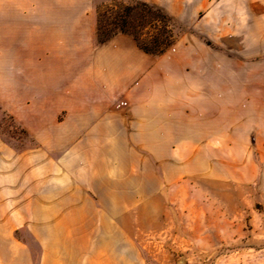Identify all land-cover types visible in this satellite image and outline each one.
I'll use <instances>...</instances> for the list:
<instances>
[{"label": "rangeland", "instance_id": "rangeland-1", "mask_svg": "<svg viewBox=\"0 0 264 264\" xmlns=\"http://www.w3.org/2000/svg\"><path fill=\"white\" fill-rule=\"evenodd\" d=\"M86 15L55 12L37 61L44 139L0 104L22 160V183H0V264H77L75 246L80 264H264V0H91ZM72 192L101 214L75 244L46 219Z\"/></svg>", "mask_w": 264, "mask_h": 264}, {"label": "crops", "instance_id": "crops-1", "mask_svg": "<svg viewBox=\"0 0 264 264\" xmlns=\"http://www.w3.org/2000/svg\"><path fill=\"white\" fill-rule=\"evenodd\" d=\"M90 2L91 0H0V104L9 110L16 121L24 123L29 133L36 140L39 138L44 139L43 136L39 137L38 132L37 61L41 54L47 53L48 50L50 51L49 45L54 42L55 12L73 11L77 13V19H86V12L89 10ZM23 57L32 62L29 67H33L30 69L33 76L32 80H30L33 86L28 88L29 98L26 99H22L19 95L22 84L21 61ZM123 72L126 75L128 69H124ZM129 76V81L132 82V72ZM123 86H127V83ZM79 120L76 117H68L64 122L65 125H71V130L66 133L68 139L80 138L75 131L77 129L75 124ZM109 122L111 123V121H104L103 124ZM50 124H53V121ZM96 136H101L102 139L103 137H109L102 133H97ZM88 137H95V132L93 130L89 131ZM73 153L74 151L72 150ZM21 165V153L9 147L0 137V183H22ZM74 172L69 178V183L77 182L79 188L104 186L105 189H112L111 183H104V185L102 183H96L97 185L95 183H79L74 178L76 176ZM74 197L75 195L72 192V196L63 199L64 203L68 202L69 204L72 202L71 205L74 204L73 206L70 205L60 214L48 213L46 219L56 221L55 224L52 223L53 226L51 228H61L62 234L71 237L70 240L75 244V237L94 234L93 231L101 214L95 210L91 198L79 197L77 202H74ZM107 202L117 203V199L110 195ZM111 217V213L106 216L108 219H111ZM113 217L115 218V216ZM73 248L72 260H76L77 264H80V260L83 259L81 255L83 250L79 246ZM46 258L47 260L52 259L56 263L59 260V255L55 250H52V252L46 253ZM70 258L71 256L69 255L68 260Z\"/></svg>", "mask_w": 264, "mask_h": 264}]
</instances>
